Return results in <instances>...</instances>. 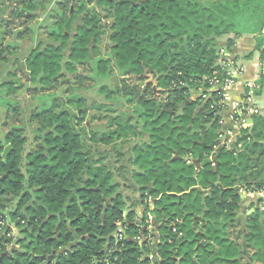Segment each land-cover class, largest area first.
<instances>
[{
	"label": "trees",
	"instance_id": "obj_1",
	"mask_svg": "<svg viewBox=\"0 0 264 264\" xmlns=\"http://www.w3.org/2000/svg\"><path fill=\"white\" fill-rule=\"evenodd\" d=\"M66 1L74 4V11L71 12L70 6L63 10L62 20L49 29L50 43H40L25 61L30 87L34 91H50L57 84L61 86L64 82L61 80H67L68 74L78 78V67L87 65L93 69L90 78L101 96H108V83L115 76H131L136 82H144L143 90L131 91L125 87L122 91L138 99L134 115L142 126V135L149 139L134 149L135 164L140 167L134 178L140 184V191L157 199L162 213L176 219L182 216L180 209L184 204L169 203L175 198L170 193L177 189L176 193L181 194L192 189L190 195L185 194L194 197L189 205L192 210L200 213L206 208L208 218L226 228L225 232L220 227L211 228L212 235L221 233L223 238L216 241L220 250L209 264H244L243 250L249 248L255 250L252 263L264 264V210L258 207L252 215L240 219L244 241L239 250L230 240L226 227L227 222H235L241 213L242 199L234 188L236 177L245 184L258 181L247 172L255 168L256 157H264V148L256 154L257 144L251 145L249 141L255 137L264 141V120L256 119L258 134L249 136L248 131H243L239 140L244 142L241 153L224 148L217 157L216 167L207 165L200 172L196 167L211 156L222 139L223 129L217 110L220 97L214 92L203 100L200 89L215 72L222 70L223 41L231 49L236 39L262 33L264 0ZM23 3H27L26 8L13 16L23 17L27 12V19L37 18L40 9L34 0ZM91 4L93 7L87 9ZM103 12L112 19L111 48L106 57L100 55L99 49L106 35L101 29ZM259 85L264 87V74ZM7 86L10 92L16 91ZM82 89L86 91L89 87L77 88L67 98L68 107H86V100L79 92ZM53 97L49 94L39 110L40 143L27 155L25 172L22 168L25 139L17 134L5 135L0 130V154L8 145L12 146L6 162L0 157V178L6 176L0 181V223L7 217V203L18 199L15 210L8 216L14 221L19 218V227L22 221L26 224L27 229L23 227L22 232L29 242L24 247L32 248L36 254L30 258V264H45L44 255L62 247L69 250L54 264H102L115 248L120 251L111 258L117 256L118 264H141L144 254L151 252L147 242L138 241L141 228L134 222L132 213L124 215L126 202L119 184L102 166L104 158L96 161L94 154L86 152L92 142L109 145L115 140L128 139L134 133V126L118 120L114 122V130L103 136L104 140H88L86 129H82L83 114L80 116L65 107L55 112L57 99ZM127 101L131 102V98ZM184 157L193 159L192 163ZM180 162L183 166L173 165ZM263 171L264 167L256 176L259 178ZM148 184L153 187L142 188ZM254 186L257 190L263 188L264 181ZM199 189H210V196L202 198ZM200 199L204 203L198 205ZM104 206L108 211L103 219ZM119 223L126 226L123 247V243L117 245L114 241ZM178 228V233H172L169 238L172 243L166 242L158 248L161 264H187L190 260V254L180 263L171 257L172 248L181 249L178 234L185 230L182 226ZM58 234L60 239L56 241L54 237ZM191 234L188 231L186 237ZM107 246L109 250L104 253ZM207 247L209 250L210 246ZM25 254L17 253L15 262L28 264Z\"/></svg>",
	"mask_w": 264,
	"mask_h": 264
},
{
	"label": "rangeland",
	"instance_id": "obj_2",
	"mask_svg": "<svg viewBox=\"0 0 264 264\" xmlns=\"http://www.w3.org/2000/svg\"><path fill=\"white\" fill-rule=\"evenodd\" d=\"M28 1L0 0V130L5 135L17 134L25 139L26 145L22 164L23 171L25 172L27 155L33 152L40 143L41 135L39 129L41 127V118L38 115L41 106L45 103L49 94L54 95L55 97L53 98L57 99L56 104H54L55 112H59L65 107L72 110L75 114L79 113L80 116L83 114L81 118L82 129H86L84 134L88 140L93 138L99 141L104 140L105 137L103 136H108L114 130V122L118 120L133 125L134 133L128 139L115 140L109 145L92 142L88 144L86 152L94 154L93 157H95L94 160L96 161L101 160L100 157L104 158L102 166L113 176L114 182L119 184V192L125 200L127 208L134 207L137 199H139V193H144V191H140V184L134 178V173L140 171L139 165L135 164L137 155L134 153V149L137 146H142L149 139L146 135H142V126L137 123V118L134 115V107L138 103V99L134 95L126 96V93H122V91L124 92L125 87L131 91L137 89L139 91L143 90L144 82H136L131 76H115L108 83V96H101L98 94V89L93 87L94 81L90 78L93 76V69L87 65L78 67V78L68 74L66 76L67 80H61V82L64 81L61 86L57 84L50 91H34L30 87L29 74L24 65L25 61L40 43L43 45L50 43L49 29L51 25L62 20L61 15L66 7L70 6L71 12H73L74 4L72 5V2H67L66 0H34L40 9L37 18L34 20L27 19V12L23 13V17L13 16L14 12H22L27 4L23 2ZM73 1L75 2L76 0ZM92 7L93 4L87 5V9ZM106 14L104 12L101 13V29L106 32V35L99 45L100 55L104 57L110 53L111 48L109 37L112 19L106 18ZM82 18L80 17V19ZM245 36H250V34H246ZM256 37L257 43L261 46L263 42L262 35L260 34ZM7 85L12 86L16 91L10 92ZM81 86L89 87L86 91L84 89L79 91L80 95L86 100V107H83V109L73 106L68 107L67 102L69 99L67 98H70L75 93V90ZM128 97L131 98V102L127 101ZM97 103H101L103 106L100 108ZM80 110L82 111L80 112ZM93 131H99L100 133L93 134ZM186 158L184 157V159ZM173 165L181 167L183 163H174ZM158 186L161 185L158 184ZM176 190L170 193L175 195V198L173 197L169 203L179 202ZM185 198L187 196L183 200ZM193 200L194 197L192 196L187 201L191 204ZM17 203L18 199H12L7 203V209L5 210L7 216L15 210ZM201 204L202 202L199 200L198 205ZM260 209L264 210L261 207ZM5 225L11 227L15 235L20 237V229L9 218L5 222ZM208 225L210 229L205 233L208 234L209 238H213L214 242L221 240L223 238L221 233L210 236V230L211 228L220 227V230L225 232L226 228L224 229V226H220L221 223L218 225L213 223ZM229 226V222H227L226 227L228 229ZM239 230L235 231L233 229L229 236L235 240V243H238V247L244 241L241 233L242 226H240ZM215 236H218V238ZM232 239L231 241L233 242ZM183 250L185 253L188 251V248L184 247ZM237 250L239 249L237 248ZM243 251V263L254 264L252 263L251 256L255 250L249 248ZM236 257L239 259V254H236Z\"/></svg>",
	"mask_w": 264,
	"mask_h": 264
},
{
	"label": "crops",
	"instance_id": "obj_3",
	"mask_svg": "<svg viewBox=\"0 0 264 264\" xmlns=\"http://www.w3.org/2000/svg\"><path fill=\"white\" fill-rule=\"evenodd\" d=\"M262 35V45L258 46L257 43V37L256 36H243L241 38L236 39L235 45L231 49L226 48V40L222 42V46L227 49L228 52V59L230 61H233L236 64V67L242 68V72H239L236 74L235 71H233V75L236 78L237 83L233 85L231 88L228 89L227 95L229 96V100L226 102V110L222 113L221 117L224 121L222 132H224L226 129H234L236 132L235 139L228 143L227 139H222L223 143L221 145L218 144V146L212 151L211 156L209 157L213 161V166L218 165V155L220 152L226 148L228 151H235L238 154L241 153L244 149L243 144L244 142H240L239 140L242 137L243 131L240 130V128H237L236 126L231 125L229 122V118L231 116V113L236 110V108L241 106L243 104V101L246 97L247 93V84L248 83H256L259 84L261 76H262V65L264 64V29L261 33ZM254 105L258 108L259 113L256 116H253L251 120H253V123H250V127L247 130L248 135H256L260 132L258 126H256V119H262L264 120V87H259V89L256 92V98ZM244 129V127L242 128ZM251 142V145L254 143L257 144L256 148V154H259L261 150L264 148V141L258 140L256 137L254 140L249 141ZM193 161V159H191ZM192 163V162H190ZM254 163H256L255 168L249 169L247 172V175L253 174L256 181L255 183L263 182L264 181V171L261 173L260 177L258 178V173L263 170L264 167V157H256ZM239 165V163H238ZM197 171H202L204 167L201 165L196 166ZM244 176L243 174H241ZM237 182L234 184V188L238 191V194L241 196L242 203H241V213L239 214V219H244L247 215H252L254 211L259 207L264 208V187L260 189H256L254 186L255 183L248 182L245 184L243 179H240L239 176L236 177ZM251 185V187H249ZM210 189L206 191V197L210 196ZM147 195V193H145ZM145 203L140 202L138 199L136 201V205L134 207L127 208V211L124 213V215H128V213H132L134 215V222L138 224L139 219L145 218L148 223H151L152 225V218H157L158 222H153L154 224L158 223L159 230L157 231L156 228L153 226L148 227V234L146 237L148 246L150 247V254L148 264H161V258L158 254V248L161 244H164L166 242V236L168 234V231L166 230L165 226L163 225L164 218L163 214H157V216L153 213V208L155 207L154 200L157 202V199H153L150 196H145ZM258 203V204H257ZM149 205V207H148ZM149 208V209H147ZM147 209V210H146ZM150 210V211H149ZM180 220V219H179ZM152 221V222H151ZM181 221V220H180ZM210 225L211 223H214L212 220L208 219ZM175 225V222L172 223ZM171 227V226H170ZM210 229V226L208 225L206 228L202 229V235L200 236L202 243L206 244L209 247V250H206L203 248L202 250H198V254H194V258H198V262L200 264H209L214 257H216L218 250H220L217 242L215 243L212 241L208 234L205 233L206 231ZM240 231V221L237 223V227L230 228L231 231ZM213 234V232L210 230V236ZM187 235V232L184 231L182 233H179L178 235V245L180 247H176V254L175 256L177 261H182L183 254H184V247H187V243L191 240H193V234H191L188 238V240L184 239ZM232 238H230L231 240ZM233 240V244L238 247V243H235V240ZM144 242V241H142ZM188 248V247H187ZM180 249V250H178ZM211 253V254H210ZM146 259L148 258L147 255L144 256ZM171 257L173 258V255L171 254ZM145 259V260H146ZM190 263V261H188ZM254 263V262H253ZM215 264H220L219 262H216ZM254 264H261V263H254Z\"/></svg>",
	"mask_w": 264,
	"mask_h": 264
},
{
	"label": "flooded vegetation",
	"instance_id": "obj_4",
	"mask_svg": "<svg viewBox=\"0 0 264 264\" xmlns=\"http://www.w3.org/2000/svg\"><path fill=\"white\" fill-rule=\"evenodd\" d=\"M187 161H188V163L192 162L191 158H189V157L187 158ZM216 166L217 165H215V167ZM3 177L0 178V181L4 180V179H2ZM152 187H153L152 184H148V185H144L143 189H145V188L151 189ZM199 190L202 193V198L203 197L205 198L206 197L205 194H206L207 190H201V189H199ZM192 191H193L192 189H190L187 192L183 190V193L177 195V197L179 199V202H175L177 204V206L178 205L182 206V202L184 204V206L180 209V212L182 213L181 217H177L176 219H172L171 216H167L166 214L162 213L161 208H159L158 205H157L158 200H157V202H155L156 200H154L155 207L153 208L152 211H153V213L156 216H157V214H163L162 216L164 218V221L166 222V225L173 227V229L175 230L174 234L178 233V230H179L178 226H182L183 229L186 232L191 231L193 233V237H194L193 240L189 241L188 240L189 236L185 238L186 240L189 241L187 243L188 251H186V252H188L190 254V260H189L190 263L194 262L196 264H200L198 262L199 259L198 258L195 259L193 256L196 253L198 254V250L199 249L202 250L203 248H205L206 250H208L207 249L208 248L207 245L202 243V240L200 239L201 238L200 236L202 235V232H203L202 229L206 228L208 226V224H210V223L208 221L209 218H208V216L205 213L206 210H207L206 208L204 210H201V212L199 214H197L189 206L190 203H189V201H187L189 197H187V198H185L183 200V198L185 197V194L190 195ZM145 193H147V192H144L143 193L144 195L141 192L139 193V199L138 200L140 202H142V203H145V199H146L145 198V196H146ZM200 201L202 203H204L203 199H200ZM148 207H149V205H148ZM103 208L105 209L107 207L104 206ZM149 208H147V209H149ZM175 211H176V208H175ZM8 218L10 219L11 222H13L15 224V226L18 229H20L19 230V234H20L19 236L20 237H17L15 235V233L11 230V227L5 225V222L7 221ZM152 219H154V220H152L153 222H158L156 217L152 218ZM237 219H235V222L234 221L233 222H229V225H230L229 229H228L229 233L231 232L230 228L237 227V223H238ZM18 220H19V218H16L15 221H14V220H12V218L10 216H7L5 218V221L0 223V245H1L0 246V264H17V262H15V259L17 258V253H21V254H25L26 253L25 255H27V259L26 260L28 261V264H30V258L32 259L33 256H36V254L32 253V248L29 247L28 249H26V247H24L25 246L24 244L28 243L29 241L27 239V236L22 232V228L24 227L25 230H26L27 227H26V224H25L24 221H22V226L19 227L18 224H17ZM153 222H152V225H151V223H148L147 220L143 217V218L139 219L138 224L136 223L141 228V235H140V237H141L140 243L141 244L147 242L146 237H147V234H148V227H150V226H153L154 228L158 227L157 226L158 223L154 224ZM174 222H175V225L172 224ZM3 227L6 228V229L2 230ZM143 229H145V238L142 237ZM57 230H58V228H57ZM40 231H41V229H40ZM71 232L73 234H76L75 231L71 230ZM59 236L60 235L58 234V236L54 237L56 239V241L60 239ZM77 241H78V239H77ZM114 241H115V244H117L116 243V236L114 237ZM142 241H144V242H142ZM63 249H65L66 252L69 250V248L62 247V248H60L57 251L53 250L50 255L45 254L44 255L45 260H43V263H45V264H54L55 261H57V257H58V253H56V252H60ZM108 250H109V246H107L104 249V253L107 252ZM54 253H55V255H53ZM149 254H147V253L144 254V256L147 255L148 258L146 259L143 256V259L141 260V264H148V261H149V256L148 255ZM176 257L177 256H175V259H173V260L177 261ZM190 263H187V264H190Z\"/></svg>",
	"mask_w": 264,
	"mask_h": 264
},
{
	"label": "built area",
	"instance_id": "obj_5",
	"mask_svg": "<svg viewBox=\"0 0 264 264\" xmlns=\"http://www.w3.org/2000/svg\"><path fill=\"white\" fill-rule=\"evenodd\" d=\"M264 50V49H263ZM220 59H221V72H215L206 82V85L200 89L201 94H203L202 99L206 100L209 94L217 92L218 97H220V102L218 103L217 110L220 111V116L226 110V102L229 100V96L227 95V91L233 85L237 83L235 76L233 75V71L238 74L242 72V68L236 67V64L233 61L228 59V52L225 47H222L220 51ZM264 74V64L262 65V75ZM260 85L256 83H248L247 84V93L246 97L241 106L238 105L236 110L231 113L229 118V122L231 125L240 128V130L244 131L250 127V120L253 116H256L259 113L258 108L254 105L256 92L259 89ZM215 105L213 106V108ZM220 108V110H219ZM221 125H224V121H220ZM244 127V129H242ZM236 137V132L234 129H226L222 132V139H227L228 143H231ZM175 231V230H174ZM127 238L126 234V226L122 223L118 224L117 234H116V243L119 245L123 243ZM141 240V237L138 238V241ZM124 246V243L122 247ZM120 251V248L112 249L102 260V264H118V257L111 258L113 254H117Z\"/></svg>",
	"mask_w": 264,
	"mask_h": 264
},
{
	"label": "water",
	"instance_id": "obj_6",
	"mask_svg": "<svg viewBox=\"0 0 264 264\" xmlns=\"http://www.w3.org/2000/svg\"><path fill=\"white\" fill-rule=\"evenodd\" d=\"M193 99L195 100L196 98L194 97ZM250 123H253V120H250ZM222 143H223L222 139L218 141V144H219V145H221ZM11 149H12V146H11V145H8V146L4 149V152H3L2 154H0V157L3 159L4 162L7 161V158H8V155H9ZM211 164H213V161L209 158V159H206V160L203 162V164H201V166H202V167H205V166H207V165H211ZM237 166H238V163H237ZM5 177H6V176H4L2 179H5ZM102 206H103V204L100 205V207H102ZM107 210H108L107 208L104 209L103 219H104V217H105V213L107 212ZM237 221L239 222L240 219L238 218ZM163 225L165 226L166 230L169 232V233L167 234V236H166V239H167L166 242H167V243H166V242H165V243H166L167 245H170L172 242H170L169 238H171L172 233L174 234L175 231H174L173 227L167 226V225H166V222H164ZM156 229H157V231L159 230V228H156ZM142 237L145 238V229H143ZM176 250H177V248H172V249L170 250V253L173 255V258H172V259H175V254L177 253ZM178 250H180V249H178ZM56 253H58V257H57V261H58V260H59V257H60L61 255L66 254V250L63 249V250H61L60 252H56ZM188 254H189L188 252H185V253L183 254V258H185L186 255H188ZM53 255H55V253H54ZM51 257H52V256H51ZM183 258H182V260H183ZM95 261H96V263H97V260H95ZM180 262H181V261H180ZM180 262H179V263H180Z\"/></svg>",
	"mask_w": 264,
	"mask_h": 264
}]
</instances>
